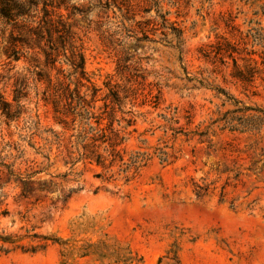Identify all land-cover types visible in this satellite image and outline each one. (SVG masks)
I'll list each match as a JSON object with an SVG mask.
<instances>
[{"label":"rangeland","instance_id":"rangeland-1","mask_svg":"<svg viewBox=\"0 0 264 264\" xmlns=\"http://www.w3.org/2000/svg\"><path fill=\"white\" fill-rule=\"evenodd\" d=\"M19 1L0 20V264H264V125L212 124L232 98L264 108V0Z\"/></svg>","mask_w":264,"mask_h":264},{"label":"trees","instance_id":"trees-1","mask_svg":"<svg viewBox=\"0 0 264 264\" xmlns=\"http://www.w3.org/2000/svg\"><path fill=\"white\" fill-rule=\"evenodd\" d=\"M44 8V17H45V23L50 22V26L47 28V35H48V43H49V48L54 49L55 43L53 42V37H52V32H58L57 25H54V22H52V19L50 17V12ZM25 3L21 2L19 0H0V20L5 23V24H10V22H13V24L17 23V19L19 17L24 16L27 14L25 8ZM63 24L65 28V23ZM68 32V36L70 35V29L68 28L66 30ZM29 35H36L37 38H42L44 35L42 34V31L40 30H34L32 29L29 30ZM12 38H14L12 36ZM32 38V36H30ZM59 42L65 47L66 39L63 35H60L58 38ZM226 46L229 49H232L233 51H236V48L234 46H230V44H226ZM72 47V52H71V58H72V63L74 64L76 71L77 69H80V72L82 76L84 75V57L81 54L80 50L71 44ZM227 50V51H228ZM231 52V53H232ZM229 54L230 56L232 54ZM50 56L51 53H48ZM223 61V60H222ZM234 65L237 66V59L233 57ZM251 70V69H250ZM236 76L242 80L247 79V77L244 75V73L241 70L237 71ZM230 99V98H229ZM234 100V105L235 107L232 110H226L225 112H222L219 114V116L212 121V124L218 123L222 125V129L228 128L229 130L232 131H256L259 132L261 128L264 125V108L260 106H252V105H247L241 100H237L235 98H232ZM7 105V104H6ZM3 109L5 110L6 106H2ZM7 114L10 115V109L7 110ZM112 154L115 156H119L120 160H122L121 156L119 155V152L115 150V148H112ZM165 153V152H163ZM97 163L98 164H103L104 159L101 154H98L97 156ZM145 159V156L142 155V158H140V155H134L131 157L130 160V167L134 169V173L137 172L138 168L140 167L139 162ZM45 239V237H43ZM7 251V250H4Z\"/></svg>","mask_w":264,"mask_h":264}]
</instances>
